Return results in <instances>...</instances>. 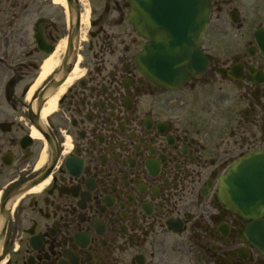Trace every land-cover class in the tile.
Returning <instances> with one entry per match:
<instances>
[{
  "label": "flooded vegetation",
  "instance_id": "obj_1",
  "mask_svg": "<svg viewBox=\"0 0 264 264\" xmlns=\"http://www.w3.org/2000/svg\"><path fill=\"white\" fill-rule=\"evenodd\" d=\"M246 3L210 0L205 68L166 89L131 0H0V264H264V206L222 190L264 152Z\"/></svg>",
  "mask_w": 264,
  "mask_h": 264
},
{
  "label": "water",
  "instance_id": "obj_2",
  "mask_svg": "<svg viewBox=\"0 0 264 264\" xmlns=\"http://www.w3.org/2000/svg\"><path fill=\"white\" fill-rule=\"evenodd\" d=\"M210 0H131L130 21L149 42L139 58L144 75L166 89L202 72L200 47L209 24ZM228 203L264 206V152L234 166L223 180Z\"/></svg>",
  "mask_w": 264,
  "mask_h": 264
},
{
  "label": "rangeland",
  "instance_id": "obj_3",
  "mask_svg": "<svg viewBox=\"0 0 264 264\" xmlns=\"http://www.w3.org/2000/svg\"><path fill=\"white\" fill-rule=\"evenodd\" d=\"M246 2V9L249 13L264 15V0H246Z\"/></svg>",
  "mask_w": 264,
  "mask_h": 264
},
{
  "label": "bare ground",
  "instance_id": "obj_4",
  "mask_svg": "<svg viewBox=\"0 0 264 264\" xmlns=\"http://www.w3.org/2000/svg\"><path fill=\"white\" fill-rule=\"evenodd\" d=\"M50 68H51V67H50L49 65H47V67H46V69H45L44 76H46V74L49 73Z\"/></svg>",
  "mask_w": 264,
  "mask_h": 264
}]
</instances>
